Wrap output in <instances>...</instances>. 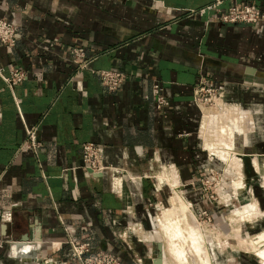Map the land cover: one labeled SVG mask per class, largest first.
I'll return each mask as SVG.
<instances>
[{"label":"crops","instance_id":"1","mask_svg":"<svg viewBox=\"0 0 264 264\" xmlns=\"http://www.w3.org/2000/svg\"><path fill=\"white\" fill-rule=\"evenodd\" d=\"M215 1L0 0V17L19 31L14 46L0 42L2 73L25 72L13 86L0 74V264H74L65 226L122 264H137V258L152 264L160 241L167 257L166 225H180L174 218L185 219L187 211L196 218L180 192L195 190L193 181L207 164L199 136L204 109L194 101L203 79L224 86L228 101L254 122L243 131L245 115H230L227 144L216 151L232 155L239 168V208L232 211L239 221L261 215L253 236L264 235V26L219 20L232 3L251 2L264 12V0H220L204 16L188 17ZM74 46L85 48L86 68L73 62ZM111 68L126 73L116 91L106 90L96 73ZM156 87L167 107H156ZM32 126L42 142L37 155L21 147ZM236 132L242 134L240 154ZM89 141L104 149L102 173L82 168ZM168 184L178 209L161 210L157 228L155 209ZM196 201L220 215L208 200Z\"/></svg>","mask_w":264,"mask_h":264},{"label":"rangeland","instance_id":"2","mask_svg":"<svg viewBox=\"0 0 264 264\" xmlns=\"http://www.w3.org/2000/svg\"><path fill=\"white\" fill-rule=\"evenodd\" d=\"M204 110L206 114L213 116V121L211 122L213 125L208 126L206 130H204L205 133H203L206 147L210 150H215L221 146L225 148L227 143L225 141V145H223L221 139L224 140L226 138V125L228 126L231 124L230 120L227 118L228 115L226 117L224 115V119H222V110H220L216 104L210 102L204 105ZM222 151L225 150L222 149ZM216 153L219 158L217 156L214 168L212 170L203 169L201 176L196 181H193L194 185L191 182L195 190L192 189V187H187L184 193L182 191L180 192L181 198L185 201L189 209L192 210L196 218L193 216L190 217L189 213L186 214L188 216H186L185 219L180 218V221L177 217L174 218V222L181 223L180 225L182 228L180 225L179 228L182 232H176V230H174L175 232L169 235L170 239L167 237L166 248L168 247L169 252L167 251L166 260L168 264H206L203 249L200 247L201 244H199V242H192V235L194 236V234H192V229L200 225L205 229L206 244H208L209 251L212 254L213 264H263L261 262L262 260L256 253L251 251L252 248L249 246V241L252 242L253 235L258 234L261 230L259 221L262 217L260 215L254 217L252 220L245 219L239 221L238 216L232 211L233 209L239 208V200H237L234 195L235 190H237V185L235 184H237L236 181L239 180L237 173L239 168L235 167V163L237 162H232L229 165L225 161L226 159L222 160L224 159V155H229L227 152L222 153L216 151ZM231 166L234 167L232 168ZM244 176H248L246 170L244 171ZM245 180L247 182L246 178ZM163 189L162 195L160 192L158 200L159 206L155 209V216L157 215L158 217L160 211L165 208L178 209L177 202H174L172 199L174 193L170 184L164 186ZM193 190L195 192L198 191V198L201 197L204 200H208L210 205L216 207V212H220V215H217L214 210L212 211L209 208H199L196 204V199L198 198L194 197L192 193ZM225 192L231 195L230 202L228 203H224ZM212 196L217 197L219 203L214 202ZM215 214L221 216L223 222L219 221L220 218L216 217ZM156 227L160 228V221L158 219L156 221ZM188 231H190V233ZM161 236L164 238L162 234Z\"/></svg>","mask_w":264,"mask_h":264},{"label":"built area","instance_id":"3","mask_svg":"<svg viewBox=\"0 0 264 264\" xmlns=\"http://www.w3.org/2000/svg\"><path fill=\"white\" fill-rule=\"evenodd\" d=\"M221 3L220 0H216L211 5H206L197 10H191L188 14V17L192 16H204L215 7ZM219 20L224 24H248L256 28L264 26V12L261 8L254 3H232L226 10L220 14ZM19 36V31L14 22L9 21L4 17H0V42L7 46H14L17 42ZM70 54L72 60L77 64L78 68H86L91 59L88 57V54L84 47L74 46L70 48ZM3 69L0 67V74L5 79V81L13 86L14 84L20 83L25 79V72L18 68H12L9 75L5 76L2 73ZM97 75L101 80V84L108 91H116L124 83L126 78V73L120 69H99L96 71ZM153 97L155 98L156 107L162 109L167 107L169 102L167 97L162 93V89L156 87L152 90ZM194 101L199 104V106L204 109V105L208 102L216 104L220 110H222L225 117L228 115L233 117H240L242 114L245 115V119L241 125L242 130L244 131L243 126L249 125L250 127L254 126V122L249 121L247 117V112L242 109L241 105L230 102L227 99V90L225 87H217L213 84H209L204 79L201 80L198 87L194 90ZM205 111V110H204ZM203 111V121L201 128L199 129V136L203 141V147L207 151V164L204 167V170H212L216 165L217 153L215 150H210L206 147L205 138L203 139L204 130L208 126H211L213 121V116H209L206 112ZM208 118V119H207ZM231 122V120H230ZM219 123V122H218ZM232 124V122H231ZM242 131V133H243ZM216 137V135H215ZM226 138L221 139L223 145H225ZM234 144V140H233ZM24 148L31 149L36 155L40 153L42 142L38 137V126H32L27 129V137L23 142L22 146ZM223 147V146H221ZM237 153V152H236ZM104 149L103 147L95 142L89 141L84 143L82 147V168L87 173H102L107 167L103 163ZM219 158V156H218ZM223 160V159H222ZM134 178H130L133 181ZM121 189L117 188V192ZM123 192H119V195H122ZM231 195L228 192H225L224 203L230 202ZM214 202L219 203L217 197H213ZM159 202L156 205L158 208ZM192 206V205H191ZM128 209H134V204L131 203ZM4 218L6 216L3 215ZM156 219L158 216L156 215ZM159 220V219H158ZM64 231L68 234V240L66 243L69 246V255L74 264H122L120 258L105 249H95L92 243L88 240L78 241L71 233L69 227H64ZM145 233H141L139 236L140 239L146 238ZM137 264L142 263V259H136Z\"/></svg>","mask_w":264,"mask_h":264},{"label":"bare ground","instance_id":"4","mask_svg":"<svg viewBox=\"0 0 264 264\" xmlns=\"http://www.w3.org/2000/svg\"><path fill=\"white\" fill-rule=\"evenodd\" d=\"M229 150V149H228ZM223 158L224 159H226L229 163H232V162H234L235 160L233 159V156L232 155H227V156H223ZM232 167H234V166H232ZM169 175H167V177H168ZM167 180V179H166ZM167 182H169V181H167ZM179 183V182H178ZM241 183V182H240ZM171 184V183H170ZM242 184V183H241ZM238 185V187H237V190L238 191H240L241 190V185L240 184H237ZM179 186V185H178ZM172 189L174 190V192H176V191H178L177 190V185H176V181H175V184L172 186ZM236 191V190H235ZM179 193V192H178ZM179 196V195H178ZM179 198V197H178ZM177 198V199H178ZM176 199V200H177ZM174 201H175V196H174V199H173ZM177 202V201H176ZM178 203V202H177ZM252 203V202H251ZM186 206V205H185ZM190 206V205H189ZM188 208H187V206L186 207H184V210H187ZM241 211V210H240ZM245 211H247V208L245 209ZM188 213L190 212V211H187ZM175 213V212H174ZM245 213V212H244ZM244 213H242V214H244ZM171 214H172V212H171ZM177 214V213H176ZM179 214H181V213H179ZM178 216V215H177ZM188 216V215H187ZM179 217V216H178ZM172 218V217H171ZM180 218V217H179ZM252 218V217H251ZM160 220V219H159ZM170 220V219H169ZM180 220V219H179ZM192 220H194V219H192ZM163 221L165 222L166 220H165V218H163ZM171 221V220H170ZM181 221H183V220H181ZM187 222H188V219H187ZM174 224V225H173ZM173 224H170L169 223V225H166V230H167V232L169 233L168 234V236L169 235H171L173 232H175L174 230H176V232H182V230L179 228V224L178 223H173ZM181 224V223H180ZM181 226V225H180ZM181 228H182V226H181ZM185 230V229H184ZM205 230H203V228L202 227H200V226H197V228H193L192 229V234H194V236L192 235V242L193 243H198L199 242V244H201V248L203 249V253H204V256H205V258H206V264H212V255H211V253H210V251H209V249H208V247H207V245H206V235H205V232H204ZM189 233H190V231H188ZM185 233V232H184ZM187 233V232H186ZM181 235V234H180ZM250 238V237H249ZM170 239V238H169ZM186 240V239H185ZM189 241V240H188ZM249 241V240H248ZM183 242V241H182ZM28 244V243H27ZM261 244V245H260ZM219 245V244H218ZM249 246L252 248V252H254V253H256L257 255H258V257L262 260V261H264V235L263 234H259V235H255V236H253L252 237V242L251 241H249ZM260 246V248H258ZM29 246H27V248H28ZM31 247V246H30ZM29 247V248H30ZM19 252V251H18ZM23 252V251H22ZM21 252V253H22ZM28 253V252H27ZM179 254H182V253H179ZM255 254V255H256ZM180 256V255H179ZM180 258V257H179ZM204 258V257H203ZM178 260V259H177ZM196 260V259H195ZM194 260V261H195Z\"/></svg>","mask_w":264,"mask_h":264},{"label":"water","instance_id":"5","mask_svg":"<svg viewBox=\"0 0 264 264\" xmlns=\"http://www.w3.org/2000/svg\"><path fill=\"white\" fill-rule=\"evenodd\" d=\"M241 139H242V134L239 132H236V135L234 137V148L235 151L239 154L243 152L242 149V143H241ZM244 172V170H243ZM245 180V179H244ZM244 199L245 201H250V196L246 193L244 194ZM156 252L153 255V263L152 264H164V261L166 259V254H165V250H164V246L162 241L158 242L156 245Z\"/></svg>","mask_w":264,"mask_h":264}]
</instances>
